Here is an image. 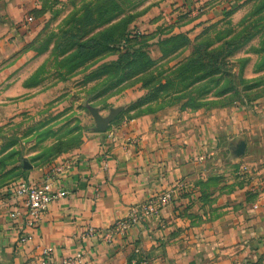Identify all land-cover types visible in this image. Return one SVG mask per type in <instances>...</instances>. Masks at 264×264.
Masks as SVG:
<instances>
[{"label":"crops","instance_id":"crops-1","mask_svg":"<svg viewBox=\"0 0 264 264\" xmlns=\"http://www.w3.org/2000/svg\"><path fill=\"white\" fill-rule=\"evenodd\" d=\"M222 1L200 0L201 13L188 9L191 0L165 1L144 17L192 38L225 10ZM259 104L258 114L217 110L205 127L166 112L123 113L81 148L30 171L38 182L58 167L67 192L38 227L25 225L11 195L1 201L0 264H39L44 247L58 262L85 251L84 264H264V99ZM240 141L254 149V160L243 157L255 167L247 181L232 172ZM165 192L173 200L157 217L133 219Z\"/></svg>","mask_w":264,"mask_h":264},{"label":"rangeland","instance_id":"rangeland-1","mask_svg":"<svg viewBox=\"0 0 264 264\" xmlns=\"http://www.w3.org/2000/svg\"><path fill=\"white\" fill-rule=\"evenodd\" d=\"M165 1L173 5L182 0H0V203L11 188L28 181L34 168L50 167L103 133L95 131L91 108L106 117L122 107L117 118L127 111L166 112L200 127L217 110L259 113L264 99V0L222 1L225 10L193 41L204 45L205 54L219 53L221 72L207 77L179 72L197 56L194 45L169 46L170 52L162 53L160 44L181 32L168 20L144 16ZM89 6L96 16L104 15L88 37L112 31L116 42L111 51L85 61L76 57L75 44L62 43ZM186 6L197 13L203 3L191 0ZM155 19L159 22L152 25ZM122 47L142 48L153 60L151 66L116 77L105 65L119 58ZM246 145L240 141L233 150L240 161L232 168L238 181L255 173L243 159H255L254 149L246 151Z\"/></svg>","mask_w":264,"mask_h":264},{"label":"trees","instance_id":"trees-1","mask_svg":"<svg viewBox=\"0 0 264 264\" xmlns=\"http://www.w3.org/2000/svg\"><path fill=\"white\" fill-rule=\"evenodd\" d=\"M103 15L104 14H99L96 16L95 10L90 6L87 7L83 17L77 21L75 30L70 29L64 33L62 46L68 42L73 45L75 44V46H77L76 57L85 61L94 59L111 51L113 44L116 42L114 38L115 33L112 31H106L98 36L88 37L89 29L95 27L103 18ZM124 24L125 30L128 22H124ZM119 27L120 25L117 26L116 29ZM201 34L202 33L192 40L187 34L181 33L160 44L163 54L170 52L169 46L178 47L181 45H194L195 54L197 56L188 60L181 66L179 72L182 76L201 73L202 77H207L221 72L223 64L219 57V53L214 52L205 54L202 50L203 44L196 45L193 43V41L199 39ZM168 43H170V45H166ZM121 49L122 52L119 58L105 65V68L107 70H112L118 78H125L133 73L142 72L150 67L153 62L149 54L142 48L122 47Z\"/></svg>","mask_w":264,"mask_h":264},{"label":"built area","instance_id":"built-area-1","mask_svg":"<svg viewBox=\"0 0 264 264\" xmlns=\"http://www.w3.org/2000/svg\"><path fill=\"white\" fill-rule=\"evenodd\" d=\"M33 17L28 18V22L33 21ZM60 169L55 167L51 171L47 172L44 178L40 181H21L15 187L11 188L10 195L18 203L23 205L24 221L25 225L29 228H36L42 221L44 215L49 211L50 206L55 201L65 197L67 192L61 187L58 175ZM173 200L171 192H165L162 195H158L155 199H149L140 208V211L134 210L131 216L134 220H138L141 217H157L160 214L162 208L169 205ZM140 213V215H139ZM21 213L19 211H13L11 213L12 218H16ZM90 232H94L90 229ZM26 237H24V240ZM86 258V252L80 251L72 257H63L58 262L54 250L51 247H44L42 250L39 264H84Z\"/></svg>","mask_w":264,"mask_h":264},{"label":"water","instance_id":"water-1","mask_svg":"<svg viewBox=\"0 0 264 264\" xmlns=\"http://www.w3.org/2000/svg\"><path fill=\"white\" fill-rule=\"evenodd\" d=\"M123 111L122 107L111 109L108 116L103 117L97 108H91V114L95 119L97 132H106L109 125L117 118V116Z\"/></svg>","mask_w":264,"mask_h":264}]
</instances>
